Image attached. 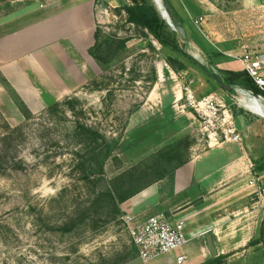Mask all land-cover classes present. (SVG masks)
<instances>
[{
  "label": "rangeland",
  "instance_id": "1",
  "mask_svg": "<svg viewBox=\"0 0 264 264\" xmlns=\"http://www.w3.org/2000/svg\"><path fill=\"white\" fill-rule=\"evenodd\" d=\"M38 4L39 0H5L0 5V25L7 22L2 27L12 26L24 21L26 17L11 19ZM99 4L105 7L102 0ZM240 9L237 5V10ZM160 12L169 27L163 9ZM113 14L116 16L115 12ZM257 16L261 18L262 14ZM96 27L100 28L102 39L108 34L116 35L125 41V46L119 50L113 62L103 68L92 58L83 61L70 48V58L78 68L84 67L86 82L75 95L68 97H76L81 102L86 112L84 121L111 142L113 155L124 166L117 171L115 163L109 161L105 167L108 179L139 163H148L155 152L180 139L187 138L191 144L184 153L185 159L192 156L194 149L200 150L206 146L208 133L203 130V122L208 117L195 105L210 97L219 121L227 113L229 121H233L242 140L255 154L257 165H260L259 160L264 164V125L243 109L237 100L238 94H226L202 71L141 36L133 26L124 25L118 16L114 23L97 24ZM188 34L197 46H202V37L196 30H188ZM149 43L153 50L149 48ZM246 50L254 58L251 49ZM189 53L211 67L205 53L192 43ZM167 57L178 59L184 69L175 73L166 64ZM153 68L156 77L157 71L161 76L157 91L167 95H171L173 90L182 92L177 102L175 98L171 102L170 97L158 108L153 107V103L150 106L145 104L157 82L152 85L147 83ZM213 69L223 76L219 70ZM133 78L136 80L132 81ZM33 85L38 89L40 95L37 97L45 103V108L32 113L24 104L38 118L27 124L8 92L0 85V133L5 125L11 128L25 125L17 150L24 161L25 170L0 176V264H115L138 258L123 222V214L116 220L98 218L95 223L87 219L71 233L56 231L69 219L77 218L78 212L88 205L92 190L90 186L84 187L78 183L77 175L70 172L73 148L64 140L63 128L52 127L41 117L48 102L54 101L53 97L45 93L36 81ZM239 121H249L251 125L240 127ZM214 130L210 132H216ZM259 168L256 167L255 171L262 174ZM172 169L173 165L167 167L168 172ZM253 232L250 242L254 244L247 243L237 252L225 255L217 264H264V243L255 242L260 239V228L256 226ZM187 247L185 245L182 249Z\"/></svg>",
  "mask_w": 264,
  "mask_h": 264
},
{
  "label": "crops",
  "instance_id": "2",
  "mask_svg": "<svg viewBox=\"0 0 264 264\" xmlns=\"http://www.w3.org/2000/svg\"><path fill=\"white\" fill-rule=\"evenodd\" d=\"M99 1L39 0V6L33 5L11 19L26 17L24 21L12 26L2 27L7 22L0 25V74L32 113L45 108V103L37 97L40 93L34 81L54 101L80 90L86 82L84 67L78 68L70 58V48L83 61L90 59L87 51L94 43L96 25L114 23L116 16L112 10L131 2L102 0L105 7H101ZM153 1L162 9L159 0ZM169 2L188 41L213 61L215 69L221 73L244 71L243 65L229 55L249 48L254 60L262 57L260 72L264 77V0ZM257 14H262V19ZM199 18L202 22L196 27L193 21ZM188 30L197 31L202 37V46L189 38ZM157 74V82L145 104L153 103V107L158 108L170 97L171 102L174 98L177 102L182 92L173 90L167 95L157 91L161 80L158 71ZM237 100L264 125V107L256 97L240 93ZM238 123L240 127L251 125L249 121ZM237 132L239 143L220 139L217 145L194 149L189 161L168 179L146 188L121 205L123 217H132L133 224L156 215L183 222L189 246L148 263L136 257L124 264H176L179 254L186 257L184 264H206L216 257L235 253L250 242V234L256 226L261 229L264 223V170L262 174L255 171L264 164L259 160L260 165H257L255 154ZM251 180L261 188L259 196L256 188L249 185Z\"/></svg>",
  "mask_w": 264,
  "mask_h": 264
},
{
  "label": "trees",
  "instance_id": "3",
  "mask_svg": "<svg viewBox=\"0 0 264 264\" xmlns=\"http://www.w3.org/2000/svg\"><path fill=\"white\" fill-rule=\"evenodd\" d=\"M130 4H122L112 12L121 18L124 25H130L139 30L141 36L156 42L160 48L167 49L176 54L182 60L198 69L184 54L183 46L177 35L167 26L166 19L160 18L151 0H130ZM5 0H0V5ZM125 41L116 35L108 34L101 38V30L96 27L94 33V44L88 50L89 56L102 68L111 64L120 49L124 48ZM149 48L153 50L151 43ZM166 64L178 73L184 69L178 59L167 57ZM210 66L214 63L208 58ZM224 79L232 85L249 88L264 97L249 77L246 71L224 72ZM133 78L132 81H135ZM157 80L156 72L152 69L150 83ZM0 85L8 92L12 101L21 113L25 123L35 121L36 118L26 108L24 103L9 86L7 81L0 75ZM86 112L83 105L76 97H66L61 101H50L42 118H45L52 127L61 126L65 137L64 140L73 148L70 159V172L77 175V182L84 187H91L90 199L87 206L78 212L77 218L71 220L63 226H58L56 231L71 233L87 219L91 222L103 218L116 220L122 216L120 206L146 188L164 180L168 175L179 167L185 165L189 159L184 158V153L190 148V141L187 138L180 139L174 144L155 152L148 163H139L127 170H123L111 179L106 177L105 167L111 161L115 163L116 170L121 171L123 164L120 159L113 155L111 142L95 127L84 121ZM24 126L11 128L5 125V129L0 133V176L8 173H20L25 169L24 161L18 156L17 150L20 146L19 136L24 135ZM173 169L168 172L167 167ZM260 171L264 167L259 168ZM102 222V221H101ZM255 242L264 243V223L260 229V239ZM248 244H254L249 242ZM226 256L211 259L206 264H217ZM128 260L115 264H124Z\"/></svg>",
  "mask_w": 264,
  "mask_h": 264
},
{
  "label": "built area",
  "instance_id": "4",
  "mask_svg": "<svg viewBox=\"0 0 264 264\" xmlns=\"http://www.w3.org/2000/svg\"><path fill=\"white\" fill-rule=\"evenodd\" d=\"M201 22L202 19L200 18L193 21L196 27ZM229 57L243 65L244 71L247 72L255 86L264 93V77L260 72L262 57L254 60L246 49L237 54L229 55ZM211 99L212 97L195 105L197 110L208 117L207 121L203 122V130L208 133L207 145H217L220 139L225 142L239 143L240 136L233 121H229L227 113H224L225 118L219 121L217 110L214 108ZM210 130L216 132H210ZM249 185L256 188L255 193L258 196L261 194V188L255 180H251ZM132 221L133 218L129 216L123 218L138 258L143 263L180 251L188 243L184 223L181 221L170 220L162 215L151 216L138 224H133ZM185 262L186 257L184 255L179 254L176 257V264H184Z\"/></svg>",
  "mask_w": 264,
  "mask_h": 264
},
{
  "label": "water",
  "instance_id": "5",
  "mask_svg": "<svg viewBox=\"0 0 264 264\" xmlns=\"http://www.w3.org/2000/svg\"><path fill=\"white\" fill-rule=\"evenodd\" d=\"M154 7L156 8L160 18L163 20L162 13L160 12L159 8L156 6L155 2L151 0ZM161 7L164 11L165 16L167 17L170 26L169 28L177 35V37L181 40L183 44V52L186 55V57L200 70L202 73H204L213 83L216 84L217 87H219L223 92H225L228 95H235L240 93H251L253 94L257 100L263 105L264 107V97L257 93L256 91L249 89V88H243L240 86L232 85L229 82H227L223 76H221L219 73L214 71L213 68L209 67L204 63V61H200L198 57L193 55L192 53H189L190 43L188 41V38L185 34V31L182 27L181 22L179 21L178 17L176 16L174 10L172 9V6L170 5L169 0H159ZM164 21V20H163ZM209 246L211 250L212 256H214V251L211 247V242L209 239Z\"/></svg>",
  "mask_w": 264,
  "mask_h": 264
},
{
  "label": "bare ground",
  "instance_id": "6",
  "mask_svg": "<svg viewBox=\"0 0 264 264\" xmlns=\"http://www.w3.org/2000/svg\"><path fill=\"white\" fill-rule=\"evenodd\" d=\"M167 18V17H166ZM168 20V19H167ZM246 96L247 95H250V96H253V97H255L253 94H251V93H244Z\"/></svg>",
  "mask_w": 264,
  "mask_h": 264
}]
</instances>
